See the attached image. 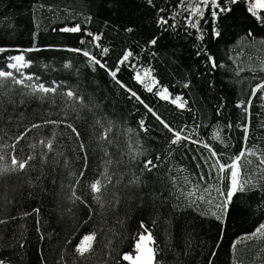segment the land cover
<instances>
[{
    "label": "trees",
    "instance_id": "obj_1",
    "mask_svg": "<svg viewBox=\"0 0 264 264\" xmlns=\"http://www.w3.org/2000/svg\"><path fill=\"white\" fill-rule=\"evenodd\" d=\"M177 5L179 0H153L151 5L147 0H0V48L4 49L0 70L11 71L17 78L21 73L34 77L26 83L62 85L57 94L41 100V93L28 94L29 89L4 80L0 100L13 119L11 123L0 121V136L11 144L13 137L33 123L65 121L58 127L49 124L32 129L21 141L22 145L37 144L32 161L35 170L0 177V219L8 221L0 224V259L5 264H116L123 253L133 249L135 237L142 231L141 222L163 250L158 259L162 257L164 264H208L209 260L232 264L233 259L240 264H264V240H243L232 249L235 241L264 222V180L257 172L256 157H248L253 164L247 169L261 187L234 196L223 222L211 214H221L214 205L222 198L214 189L211 205L198 201L189 206L179 192L184 176L196 182L194 173L209 171L200 159L210 155L202 144L222 153L224 161L240 151L247 120L238 105L250 98L248 144L258 152L264 149V127H260L264 100L259 98L264 92L251 95L252 88L264 81V26L247 12L244 2L229 5L232 11L220 14L215 21L206 10L207 23L200 21L201 41V32L188 23V12ZM175 13L179 15L172 19ZM160 16L175 27L160 26ZM77 24L83 31L60 30ZM129 28L132 31H127ZM213 28L220 36L213 34ZM249 31L252 37L247 36ZM88 32L99 35L100 40L95 41ZM153 38L157 39L155 45L149 43ZM84 51L110 69L131 51L132 57L117 73L126 88L117 84L108 70L93 64ZM19 54L24 55L27 66L17 72L8 64ZM209 55L223 67L212 68ZM144 69L151 70L145 83L150 84L151 78L159 82L152 92L135 79L136 72L143 76ZM161 87L168 88L171 98L182 97L185 107L160 99L155 93ZM68 89L82 96L83 103L61 95ZM127 89L135 91L174 130L183 129L182 135L190 139L171 144L173 133ZM141 120L147 131L141 128ZM66 123L78 129L79 140ZM109 128L107 139H101ZM53 132L54 150L47 152L38 141L51 138ZM217 133L221 140L213 138ZM81 141L84 152L78 147ZM29 152L25 147L24 154ZM44 152L47 164H41ZM85 154L87 167L83 168ZM109 160L111 164L106 165ZM147 160L157 165L150 172L144 170ZM105 167L112 182L101 195V207L93 200L89 185L102 178ZM82 169L84 176L80 177ZM136 177L140 183H130ZM172 177L177 178V186ZM200 183L203 186L204 182ZM208 183L216 185L218 181ZM227 183L225 180L221 187L226 189ZM73 187L86 203L72 202ZM36 207L40 208L38 217L22 216ZM93 230L97 233L95 251L81 260L75 246ZM213 252L215 256H211ZM120 264L127 262L120 260Z\"/></svg>",
    "mask_w": 264,
    "mask_h": 264
},
{
    "label": "snow or ice",
    "instance_id": "obj_2",
    "mask_svg": "<svg viewBox=\"0 0 264 264\" xmlns=\"http://www.w3.org/2000/svg\"><path fill=\"white\" fill-rule=\"evenodd\" d=\"M148 4L151 5L153 3V0H147ZM244 2L246 4L247 12L255 18L256 22L260 24L261 26H264V0H179V5L177 7H183L186 12H188V23L191 28L197 29V31L201 32V35L199 36V39L202 41L204 39L203 30L200 28V21L204 20L205 23H207V20L205 19V11L207 10L212 17L213 21H215L220 14L222 13H228L232 11V8L229 5H236L238 3ZM160 12H164V9H160ZM179 15V13H175L172 16V19H175V16ZM158 24L160 26H168V27H175V25H172L169 23V20L164 17L160 16L158 20ZM63 32H70V33H77L83 31L81 25L77 24L72 27H64L60 29ZM127 31H132L131 28L127 29ZM213 34L215 36H220L219 30L216 28H213ZM88 36H93L91 32L87 33ZM254 34L252 31H249L247 33V36L252 37ZM93 39L95 41L100 40L99 35L93 36ZM83 43V41H82ZM151 45H155L157 43V39L153 38L150 42ZM261 43H264V40H261ZM99 46V45H97ZM38 49H28L27 51H33ZM4 49L0 48V52H3ZM74 51H82L81 49H75ZM104 53L108 52L107 48L103 49ZM83 55L86 57H89L90 61L95 64L99 65L101 68H105L109 71V74L113 77L115 82L119 84L122 88H126V85H124L119 79H117V73L120 71V65L125 64L129 61L130 57H132L133 53L131 51L125 52V54L122 56V58L118 61L116 67L114 69H110L107 67L105 63H101L99 59H97L95 56H92L89 52L84 51ZM199 55V53H198ZM12 60L15 61V63L11 64L10 67L13 69H16L17 72L20 71V68L26 67L27 64L25 62L24 55H17L15 57H11ZM208 61L210 62L212 68L216 67H223V65H217L215 59L209 55ZM134 67V66H133ZM261 71H264V68L261 69ZM21 78H17L13 72L11 71H3L0 70V86H2L4 80L11 79L12 83L15 85H20L24 88L29 89V93L31 95H35L36 93H41L42 95L39 97L41 100L47 98L49 94H52L53 96L57 94L58 89L62 87L60 84H56L53 82L54 86H45L43 83H26V81H33V76H27L25 77L23 73L20 74ZM151 77V70L150 69H144L143 76L139 71L136 72L135 79L144 84L145 89L148 92H152L153 88L158 85V81L155 80V78H151V83H145V78ZM35 79H39L38 77ZM187 86V85H185ZM132 97H135L137 101H139L141 104H144V107L147 109L148 112L152 113V115L160 121V123L164 126V128L168 129L169 132L173 133L174 138L171 140V144H180L181 141L189 140V135H182V132L184 131L181 129L180 131L174 130L167 122H165L159 115H157L155 112H153L152 108L149 107L147 104L144 103L143 100L137 95L135 91H132L131 89H127ZM264 92V81L257 83L251 91V95L254 97L257 95V93ZM162 100H170L171 103L176 104L179 108H184L186 105V101H182V97L175 96L174 98H171V94L168 91L167 87H161L156 93ZM61 95L66 96L70 100H75L80 103H83V97L78 96L77 93L72 90L68 89L66 92L61 93ZM261 100H264V95H261L259 97ZM10 103H13L10 101ZM52 103L54 104V99L52 100ZM253 101L250 98L246 103L241 102L238 107H241L243 109V112L245 113V117L247 122L243 125V142L244 145L240 149V151L230 157H227V161H224L221 159L223 156L222 153H218L215 151L212 147H210L207 143L202 144V147L208 150L209 156L203 157L201 156L200 159L203 160L204 164L208 166L209 171L208 172H200L199 174H193L197 175L198 179L196 182H193L192 179H190L189 176L183 177V187L179 188L180 195L183 196L189 203V206L193 204H197V202H206L208 204H213V201L215 200V197L211 196V192L214 189L216 193L222 198L219 202L215 203L214 207L220 211V215H217L216 212H212L211 214L216 217L217 220H221L223 222V217H226L228 205L232 203L233 197L236 196L238 193H245V192H251L257 188H260L261 186L254 182L250 175H248V169L247 166L253 164V161L251 159H248V157H256V160L258 163L256 164V169L258 174L260 175V178L264 180V149L259 150V152L256 150L255 146H249V134H250V118L251 113L249 111L250 106L252 105ZM2 100H0V121L7 120L8 123H11L13 116L11 114L7 113V109L4 108ZM262 108H264V104L261 105ZM65 123L63 120H52V119H44L42 124H36L33 123L30 128L26 129L25 131L21 132L19 135H16L13 137V143L9 144L6 141H4V136H0V177H3L5 175L9 174H16V173H27V171L35 170V166L32 164V161L36 159L35 149L37 147V144L35 143H27L26 145H22L21 141L25 140L28 132H30L32 129H39L46 125H54L59 126L60 124ZM141 128H144V121H140ZM260 127H264V121L261 122ZM66 128L71 130V134L75 135V138L77 140L80 139V132L78 129L72 124V123H66ZM145 131H147L146 128H144ZM2 131V129H0ZM111 129H107L101 139H107V133L110 132ZM6 134V133H5ZM67 134V133H65ZM55 137L56 134L53 132V135L51 138H45L40 139L38 143L42 145L44 148L47 149V152H52L54 150V143H55ZM214 139L221 140L220 135L214 134ZM193 144L198 143L196 140L191 141ZM223 142V141H221ZM19 146V148H18ZM25 147H27L30 152L28 154H24ZM79 149L84 152L85 151V145L81 141L78 145ZM47 152H44L41 154V164H47ZM62 154V153H61ZM105 155H107V152H105ZM84 160V166L83 168L87 167V154H85L83 157ZM135 159V157H133ZM156 159H159L157 157ZM193 159H196L193 157ZM111 164V160L106 161V165ZM157 167V165L154 163L153 160H147L144 163V170L152 171L153 168ZM197 168H201V164H196ZM181 172L185 171V169H180ZM41 175H43V171L41 170ZM80 177L84 176L83 169L79 173ZM102 178H98L90 183L89 188L91 193L93 194V200L96 201L98 204H100L101 207H103L101 195L104 190H106L107 185L112 182L111 176L108 173V168L105 167V170L103 173H101ZM39 179V177H37ZM176 177H172L173 185H176ZM216 179L218 183L216 185H212L208 183V181ZM225 180H227V188L221 187V185L224 184ZM200 182H204L203 186ZM79 179L76 180V184H79ZM130 183L139 184L140 178L136 177L133 181H130ZM29 184L31 186V181H29ZM187 189V190H186ZM207 194V195H206ZM31 195V194H30ZM73 203L76 201H80L81 203H86L82 196L77 195L75 191V187L72 189V195L70 197ZM119 201H117L118 203ZM35 214L36 217L40 214V208L36 207L33 208L30 212L24 211L22 213L23 217L32 216ZM12 219H15V217H12ZM8 223L7 220L0 219V224H6ZM37 232H40V221L37 219ZM155 223V222H153ZM140 228L142 231L138 232L135 240L133 249L129 252L123 253L120 258L116 261V264H120V260L127 262V264H164L163 258L160 257L158 259L159 254L163 251L159 248V246L156 243L155 237L153 235V232L150 230L149 227H147L143 222L140 223ZM96 236L97 233L95 230H93L91 233L84 235L78 244L75 246V254L78 258L81 260H87L95 251L94 245L96 244ZM43 239L44 237L41 235L40 237ZM243 240H264V222H261L258 224V226L255 227V229L251 233H246L243 237L239 238L237 241H235L232 244V249L235 251L237 245L243 241ZM70 242V241H69ZM111 243V242H109ZM23 247V245H21ZM219 247V245H217ZM261 251H264V249H261ZM216 253H211V256H215ZM63 260V257L61 258ZM0 264H5L4 259H0ZM208 264H212V261L209 260ZM232 264H240L237 260L233 259Z\"/></svg>",
    "mask_w": 264,
    "mask_h": 264
},
{
    "label": "rangeland",
    "instance_id": "obj_3",
    "mask_svg": "<svg viewBox=\"0 0 264 264\" xmlns=\"http://www.w3.org/2000/svg\"><path fill=\"white\" fill-rule=\"evenodd\" d=\"M19 55H21V54H19ZM25 62H26V61H25ZM13 63H15V61L11 59L10 63L8 64L9 68H11L10 65L13 64ZM26 64H27V63H26ZM22 68H24V67H22ZM22 68H20V69H22ZM12 69H13V68H12ZM15 70H16V69H15Z\"/></svg>",
    "mask_w": 264,
    "mask_h": 264
}]
</instances>
